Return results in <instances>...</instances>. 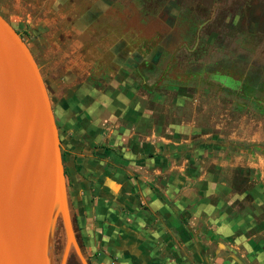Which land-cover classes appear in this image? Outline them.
Returning <instances> with one entry per match:
<instances>
[{"label": "rangeland", "instance_id": "obj_1", "mask_svg": "<svg viewBox=\"0 0 264 264\" xmlns=\"http://www.w3.org/2000/svg\"><path fill=\"white\" fill-rule=\"evenodd\" d=\"M0 13L39 67L87 262L264 264V0H0ZM51 237L59 264L58 217Z\"/></svg>", "mask_w": 264, "mask_h": 264}, {"label": "water", "instance_id": "obj_2", "mask_svg": "<svg viewBox=\"0 0 264 264\" xmlns=\"http://www.w3.org/2000/svg\"><path fill=\"white\" fill-rule=\"evenodd\" d=\"M63 231L59 264L75 239L60 142L39 67L0 13V264H51L53 222Z\"/></svg>", "mask_w": 264, "mask_h": 264}, {"label": "flooded vegetation", "instance_id": "obj_3", "mask_svg": "<svg viewBox=\"0 0 264 264\" xmlns=\"http://www.w3.org/2000/svg\"><path fill=\"white\" fill-rule=\"evenodd\" d=\"M61 153H62V154H61ZM60 154L62 155V164H63V162H64V154H65V153L61 150V151H60Z\"/></svg>", "mask_w": 264, "mask_h": 264}, {"label": "trees", "instance_id": "obj_4", "mask_svg": "<svg viewBox=\"0 0 264 264\" xmlns=\"http://www.w3.org/2000/svg\"><path fill=\"white\" fill-rule=\"evenodd\" d=\"M62 154V153H61ZM61 161H62V155H61ZM88 264H90L89 262H88Z\"/></svg>", "mask_w": 264, "mask_h": 264}]
</instances>
